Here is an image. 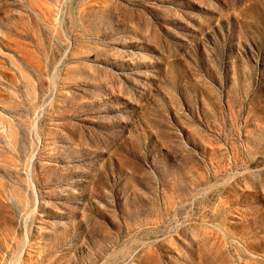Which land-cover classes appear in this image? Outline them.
<instances>
[{
	"label": "rangeland",
	"instance_id": "1",
	"mask_svg": "<svg viewBox=\"0 0 264 264\" xmlns=\"http://www.w3.org/2000/svg\"><path fill=\"white\" fill-rule=\"evenodd\" d=\"M0 264H264V0H0Z\"/></svg>",
	"mask_w": 264,
	"mask_h": 264
}]
</instances>
